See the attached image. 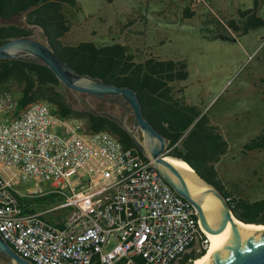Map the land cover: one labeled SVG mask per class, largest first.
Returning <instances> with one entry per match:
<instances>
[{
  "label": "built area",
  "instance_id": "built-area-1",
  "mask_svg": "<svg viewBox=\"0 0 264 264\" xmlns=\"http://www.w3.org/2000/svg\"><path fill=\"white\" fill-rule=\"evenodd\" d=\"M13 108L0 94V234L18 255L31 264H175L206 250L196 210L149 160L40 101ZM48 197L63 200L25 212V202ZM63 209L61 227L42 217Z\"/></svg>",
  "mask_w": 264,
  "mask_h": 264
},
{
  "label": "trees",
  "instance_id": "trees-1",
  "mask_svg": "<svg viewBox=\"0 0 264 264\" xmlns=\"http://www.w3.org/2000/svg\"><path fill=\"white\" fill-rule=\"evenodd\" d=\"M77 0H0V46L7 41L30 37L33 29H42L46 43L76 76H85L105 84L134 90L142 114L167 141L166 155L186 162L204 181L228 199L233 216L244 223L264 224V199L250 201L234 197L225 189L215 164L228 151V143L218 128L210 123L202 108L184 101V86H177L188 77L185 60H162L150 56L135 61L128 47L118 43L97 45L91 41L77 44L62 43L70 30L66 9H74ZM261 0H253L251 8L238 10L237 18L215 19L219 37L232 38L250 31L264 29V19L258 16ZM184 6L185 17L193 9ZM220 31H223L221 33ZM232 33V34H230ZM9 93L14 101L13 114L26 105L40 101L54 107L56 114L66 120H82L93 132H107L118 138L124 149H132L146 159L130 134L120 124L107 117L72 109L74 97L53 75L48 67L35 58L0 60V94ZM109 100L115 97H108ZM242 153L264 151V125L260 133L243 145ZM44 199L25 202V212L44 208ZM30 209H29V208ZM29 209V210H28ZM68 209L60 215L65 216ZM61 227V225H58ZM205 249L185 254L179 264H192L203 256Z\"/></svg>",
  "mask_w": 264,
  "mask_h": 264
},
{
  "label": "rangeland",
  "instance_id": "rangeland-1",
  "mask_svg": "<svg viewBox=\"0 0 264 264\" xmlns=\"http://www.w3.org/2000/svg\"><path fill=\"white\" fill-rule=\"evenodd\" d=\"M183 5L193 9L192 17H185ZM252 5L251 0H77L74 9L65 10L70 30L62 43H118L135 61L185 60L188 77L177 84L184 86V101L217 120L225 137L235 131V144L218 166L219 178L234 197L256 201L264 199V151L242 153L241 148L264 124V29L227 40L218 36L214 20L237 18V9ZM258 16L264 19V0ZM40 34L33 29L32 36L43 41ZM104 111L123 117L115 107ZM62 200L45 198L44 207Z\"/></svg>",
  "mask_w": 264,
  "mask_h": 264
},
{
  "label": "water",
  "instance_id": "water-1",
  "mask_svg": "<svg viewBox=\"0 0 264 264\" xmlns=\"http://www.w3.org/2000/svg\"><path fill=\"white\" fill-rule=\"evenodd\" d=\"M36 31L43 32L38 27L35 28ZM27 57L35 58L39 63L48 67L57 80L75 94L95 97H115L122 99L127 104L129 112L133 116L134 124L141 132L142 141L139 143V149L173 191L194 207L202 229L209 233H216L225 222L229 224L232 232L231 241L226 248L215 256L212 264H264V233L244 230L238 227L232 220V217H235L230 210L227 200L215 187L204 181L195 172L194 174L197 179L209 189V193L200 195L190 193L179 171L167 161L169 157L166 155L167 141L144 118L140 101L134 90L128 87L105 84L89 77L72 74L56 53L46 43L35 36L13 39L0 46V60L24 59ZM93 113L120 123L117 117L112 116L108 112L93 111ZM123 126L130 133L129 126L124 121ZM130 136L136 141L132 134ZM208 197L217 199L221 204V210L214 225L208 223L202 209V204ZM245 224L264 225L255 223ZM0 255L6 257L10 264H31L30 261L18 255L3 240L1 234Z\"/></svg>",
  "mask_w": 264,
  "mask_h": 264
},
{
  "label": "bare ground",
  "instance_id": "bare-ground-1",
  "mask_svg": "<svg viewBox=\"0 0 264 264\" xmlns=\"http://www.w3.org/2000/svg\"><path fill=\"white\" fill-rule=\"evenodd\" d=\"M167 161L179 171L191 194L200 195L209 193V189L199 182L194 174V170L186 162L172 157H168ZM202 209L208 223L214 225L221 210L220 202L213 197H208L202 204ZM232 220L238 227L244 230L264 233V225L245 224L233 217ZM203 231L208 240L207 248L204 255L195 259L192 264H212L215 256L228 246L232 238V232L227 222L216 233Z\"/></svg>",
  "mask_w": 264,
  "mask_h": 264
},
{
  "label": "flooded vegetation",
  "instance_id": "flooded-vegetation-1",
  "mask_svg": "<svg viewBox=\"0 0 264 264\" xmlns=\"http://www.w3.org/2000/svg\"><path fill=\"white\" fill-rule=\"evenodd\" d=\"M74 97V103H72V109L79 112H91L93 111H104L105 107H115L120 110V113L123 114V117H117L118 121L120 122V126L126 130L123 126V121L129 126L130 135L132 134L136 141V145L139 148V143L142 141V136L140 130L135 126L133 121V116L129 112V107L127 104L120 98H115L109 100L108 97H95V96H88L84 94H75L71 93ZM127 131V130H126ZM140 134V137H139ZM138 136V137H137ZM0 263L1 264H8L9 260L0 255Z\"/></svg>",
  "mask_w": 264,
  "mask_h": 264
},
{
  "label": "crops",
  "instance_id": "crops-1",
  "mask_svg": "<svg viewBox=\"0 0 264 264\" xmlns=\"http://www.w3.org/2000/svg\"><path fill=\"white\" fill-rule=\"evenodd\" d=\"M251 2L253 3V0H251ZM262 2H263V0H261V5H262ZM261 5H260V7H261ZM238 6H240V3H239V5ZM249 8H251V7H249ZM249 8H244V9H237V11L238 10H246V9H249ZM260 10V9H259ZM237 11H236V13H237ZM183 92H184V90H183ZM191 105V104H190ZM202 113H206L207 115H208V113L202 108ZM208 117H209V120H210V123L213 125V126H216L217 128H218V131H219V133L223 136V138L227 141V143H228V151H227V153L221 158V160H220V162H218L217 164H215V169L217 170L218 169V166L220 165V163L223 161V160H225V158L227 157V156H229V154H230V150L233 148V146H234V144H235V139H234V137H235V131H229L228 133H227V136L225 137L224 135H223V133H222V127H221V125H220V123L219 122H217V120H213V119H211V117L208 115ZM264 125V124H263ZM246 144V143H245ZM244 145V144H243ZM243 145H242V147H243ZM242 149V148H241ZM218 172V171H217ZM43 206H44V204H43ZM38 210V209H37ZM43 218H45L48 222H50L51 224H53V225H55V226H57L58 227V225H62V222L64 221V218H65V216H42ZM8 264H10V263H8Z\"/></svg>",
  "mask_w": 264,
  "mask_h": 264
}]
</instances>
